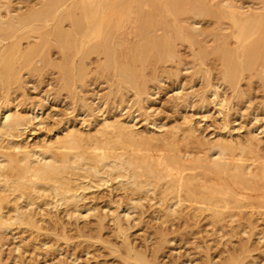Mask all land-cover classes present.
Returning <instances> with one entry per match:
<instances>
[{
    "label": "bare ground",
    "instance_id": "bare-ground-1",
    "mask_svg": "<svg viewBox=\"0 0 264 264\" xmlns=\"http://www.w3.org/2000/svg\"><path fill=\"white\" fill-rule=\"evenodd\" d=\"M1 1L0 92L4 114L0 118V140L11 141L3 146L8 152H0V247L5 244L4 237L9 239L7 231H11L14 224L43 229H39L40 221L35 218L38 214H30L35 200L51 197L53 202L48 205L54 208L77 205L83 196L78 193L82 188L80 178L87 181L90 177H98L104 182L100 184H105L115 177L113 180L120 179L117 186L132 187L133 195L142 192L152 195L159 190L160 203H167L166 219L182 214L184 209H178L184 207L189 212L185 215L188 219L207 214L213 221L221 223L226 216L235 218V210L244 209L247 204H243L246 202H242L243 199L264 201V160L262 156L254 159L257 165L253 169V164H247L244 159L245 155L253 154L254 157L256 153L252 132L251 137L244 138L245 142L219 140L210 147L208 156L188 164L173 139L175 134H171L172 140L161 148L157 142L164 143L169 139L158 137L157 133L156 137H152L154 133L150 135L152 138L144 137L130 125L133 117L132 122H122L114 116L116 119L113 120H98V129H93L95 135L94 132L84 135L75 128L62 137L50 139L42 151H36L12 139L20 137L27 125L38 120L40 115L33 110L31 114L12 113L9 104L14 84L20 86L22 83V72H35L44 67L56 69L60 86L72 95L74 92L77 98L76 88L90 78L89 62L94 56L98 57L95 69L111 76L109 81L116 86L113 91L130 92L138 99L149 92L148 83L159 65L180 58L177 44L184 42L190 47L197 46L195 58L200 65L217 60L222 80L235 97H241L243 91L239 84L244 80V74L255 72L258 66L262 70L256 73H264V0H260L256 8L247 10L232 6L228 1L212 4L213 0H19L17 7H13L10 0L7 4ZM196 18L209 19L217 26L211 48L202 45L199 39L202 31L198 32L194 27ZM226 19L232 22V31L221 28ZM31 39L36 42L31 43ZM24 40L29 41L26 47L22 44ZM52 48L58 50V63L50 56ZM210 56L215 59L209 60ZM37 63L41 64L37 67ZM93 71L97 74L99 70ZM212 95L217 96L216 89ZM188 132L194 134L192 128ZM196 143L200 146L202 142ZM158 147L161 150L158 151ZM249 158L250 161L252 158ZM131 201L137 206L142 203L140 198ZM124 209L114 213L111 219L115 232L124 236L123 253L127 259L123 263L169 264L162 263L163 260L157 262L158 254L171 241L163 235L164 229L160 231L162 234L158 233L161 236L153 249L149 250L151 262L145 253H138L140 246L136 248V244L128 241L130 227L126 223L131 215L127 207ZM79 210L77 207L74 212L78 217ZM98 225L103 226L102 219ZM54 227L56 230L53 231L60 230ZM64 233L67 235L66 230ZM240 258H232V263L239 264Z\"/></svg>",
    "mask_w": 264,
    "mask_h": 264
},
{
    "label": "rangeland",
    "instance_id": "rangeland-1",
    "mask_svg": "<svg viewBox=\"0 0 264 264\" xmlns=\"http://www.w3.org/2000/svg\"><path fill=\"white\" fill-rule=\"evenodd\" d=\"M18 1L1 2H9L17 7ZM227 1L232 6L243 7L244 10L249 7L256 8L260 3V0H213L211 3L226 4ZM194 22L198 32L202 31L199 38L202 45L209 48L214 46V34L217 32L214 22L202 18H196ZM194 22L189 20V23ZM221 28L232 31V22L229 19L222 21ZM29 41L36 42L32 39ZM29 41H22L23 46L26 47ZM177 47L180 58L159 65L155 76L148 83L149 92L138 99L130 92L121 94L113 91L116 86H112V81H109L111 76L95 69L97 56L92 58L95 62H89L93 74L91 73L86 84H79L76 88L77 98L74 97V92L72 95L60 86L56 69L44 67L35 72L24 70L22 83L20 86L14 84L10 92V109L12 113L16 111L24 114H31L33 110L40 118L28 124L20 137L12 140L29 146L32 150L42 151L47 141L62 137L75 128L84 135L89 132H94L95 135L93 129H98V120H113L118 117L122 122H132L134 118L130 125L134 126L135 132L144 134L147 138L159 134L158 137L169 139L164 143L157 142V146L161 144V148H165V143L172 140V137L169 138L171 134H175L173 139L180 155L187 159L186 163L192 164L197 163L198 158H204L206 154L208 156L210 147L219 140L239 139L245 142L244 138L251 137L252 132L258 152L255 146L254 157L253 154H247L244 159L247 164H253L254 169L257 157L262 156L264 160V73H256L262 68L258 66L255 72L244 74V80L239 84L243 92H240L241 97H235L219 75L220 63L217 60L200 65L195 58L197 46L190 47L184 42L177 44ZM57 52L55 48L50 50V56L56 63L60 60ZM209 58L215 59L211 56ZM40 64L37 63V67ZM93 70L98 71L97 74ZM208 83L213 86L211 89ZM214 89L217 96L212 95ZM220 102L222 103L219 104ZM2 103L0 92V118L4 114L1 112L4 105ZM189 128L193 129L194 134H189ZM152 133L155 135L151 137ZM3 140H0L1 147H6L8 140L11 141L7 138ZM196 142L202 143L199 146ZM5 147L0 152H8ZM249 157L253 158L249 161ZM114 178H110V182L105 184H100L104 182L98 177H90L87 181L80 178L82 188L78 193L83 196L77 205L66 204L54 208L53 205H48L53 202L51 197L35 200L31 206H34L33 209L29 211L31 210L30 214L35 212L39 215L32 214L41 223L39 229H43L14 224L11 229L13 233L7 231L9 239L4 235L5 244L0 247V264H131L133 261L123 263L127 259L123 253L124 236L115 232L111 220L114 213L126 207L131 215L130 224L126 223L130 227L127 232L130 237L128 241H132L134 246L136 244V248L140 246L137 248L138 253H145L150 261L153 259L149 250L153 249L162 234L160 231L164 229L163 235L171 239L172 243L170 241L165 244L158 254L160 257L157 262L161 263L163 260L162 263L169 264H233V259L241 257L242 262L239 264H264V208H259L264 205V201L249 202L243 199L242 202L246 201L243 204H247L245 207L242 204L244 209L235 210V218L229 219L226 216L221 223L213 221L207 214L188 219L185 215L189 212L184 207L178 209H184L182 214L177 213L166 219L167 203H160L159 190L152 195H147L146 192H142L143 195H133L132 187H119L117 184L120 179L113 180ZM132 198L142 199L141 205H134ZM77 207L78 210L80 208L79 217L74 213ZM41 216L43 220H40ZM100 219L103 220L102 227L98 225ZM54 225L60 230L53 231L56 230ZM62 226L65 228L61 230ZM65 230L67 235H64ZM100 237L102 240L105 238L104 242ZM144 245L146 246L143 247ZM118 246L119 249L122 246L121 251L124 247L122 252Z\"/></svg>",
    "mask_w": 264,
    "mask_h": 264
}]
</instances>
